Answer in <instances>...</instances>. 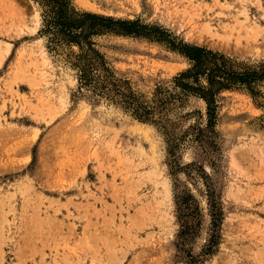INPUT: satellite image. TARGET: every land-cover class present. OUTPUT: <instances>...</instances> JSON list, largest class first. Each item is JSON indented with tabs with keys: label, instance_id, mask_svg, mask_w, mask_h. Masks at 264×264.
Wrapping results in <instances>:
<instances>
[{
	"label": "rangeland",
	"instance_id": "rangeland-1",
	"mask_svg": "<svg viewBox=\"0 0 264 264\" xmlns=\"http://www.w3.org/2000/svg\"><path fill=\"white\" fill-rule=\"evenodd\" d=\"M72 1L264 63V0ZM41 28L35 0H0V264H264V84L223 91L212 128L195 97L144 122L81 89ZM99 42L142 101L190 67L164 43Z\"/></svg>",
	"mask_w": 264,
	"mask_h": 264
},
{
	"label": "trees",
	"instance_id": "trees-1",
	"mask_svg": "<svg viewBox=\"0 0 264 264\" xmlns=\"http://www.w3.org/2000/svg\"><path fill=\"white\" fill-rule=\"evenodd\" d=\"M35 2L42 9L40 36L46 38L50 53L64 55L78 70L80 88L123 105L139 120L163 124L175 104L180 103L182 107L188 98L195 97L205 101L208 128H212L218 120L219 97L223 91L244 90L256 100L263 97L260 87L264 84V63H239L221 52L184 42L162 26L84 12L72 0ZM107 35L164 43L169 50L187 59L190 67L174 78L171 87L160 86L151 100L142 101L122 87V80L110 68L99 42ZM156 114L159 120L154 119ZM195 139L200 140L201 134Z\"/></svg>",
	"mask_w": 264,
	"mask_h": 264
},
{
	"label": "bare ground",
	"instance_id": "bare-ground-1",
	"mask_svg": "<svg viewBox=\"0 0 264 264\" xmlns=\"http://www.w3.org/2000/svg\"><path fill=\"white\" fill-rule=\"evenodd\" d=\"M158 1V0H157ZM168 15V14H167ZM169 18H171V17H169ZM208 23V22H207Z\"/></svg>",
	"mask_w": 264,
	"mask_h": 264
}]
</instances>
